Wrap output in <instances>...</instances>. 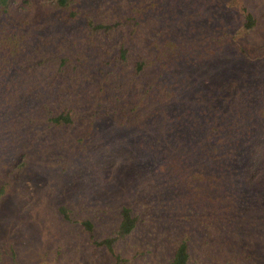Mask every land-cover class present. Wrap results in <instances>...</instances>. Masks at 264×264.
<instances>
[{
	"label": "rangeland",
	"instance_id": "rangeland-1",
	"mask_svg": "<svg viewBox=\"0 0 264 264\" xmlns=\"http://www.w3.org/2000/svg\"><path fill=\"white\" fill-rule=\"evenodd\" d=\"M52 1L29 0L34 19L43 16L35 22L41 26L39 36L29 44L30 64L43 62H34L30 69L46 88L56 75L59 57L70 59L52 109L56 114L71 108L76 121L44 131L40 120L45 110L25 98L30 93L27 86L19 88L23 100L13 99L11 110L0 113V264H170L185 236L188 264H264V138L257 139L240 167H245L238 178L240 201L228 214L207 203L202 207L177 189L176 180L166 173L168 168L162 172L147 156L135 153L133 145L143 133L139 127H120L105 116L79 147L77 139L84 136L91 120L98 79L73 67L75 52L82 57L87 49L81 28L48 29L44 13ZM245 1L257 19L251 39L264 43V0ZM214 7V15L224 25L235 26V16L224 0H214ZM146 36L141 29L132 42L130 72L120 83L122 93ZM103 37L110 46L115 34L100 35V40ZM180 72L188 75L195 90L221 103L242 81L260 78L264 60L246 62L233 47L225 46L198 65L181 67ZM117 82L114 79V85ZM73 84L78 85L77 93L69 99ZM139 88L138 82L135 97ZM61 206L71 221L59 212ZM125 206L137 223L114 243L111 254L98 242L115 235ZM85 220L91 222V230Z\"/></svg>",
	"mask_w": 264,
	"mask_h": 264
},
{
	"label": "trees",
	"instance_id": "trees-1",
	"mask_svg": "<svg viewBox=\"0 0 264 264\" xmlns=\"http://www.w3.org/2000/svg\"><path fill=\"white\" fill-rule=\"evenodd\" d=\"M224 6L235 16L234 27L214 15V0H53L44 17L48 29L81 28L87 49L82 57L75 52L73 67L98 79L91 120L84 136L77 139L79 147L94 135L102 117L110 116L120 127H139L143 133L133 145L135 153L147 156L162 172L168 168L166 173L176 180L177 189L202 207L207 203L228 214L240 201L238 178L245 171L240 167L257 139L264 138V73L256 80L242 81L218 103L195 90L188 75L180 72L181 67L198 65L225 46L233 47L246 62L264 60V43L251 39L257 19L246 1L224 0ZM42 17L34 19L29 0H0V113L11 110L13 99L16 103L23 100L19 88L27 86L30 93L25 98L45 110L40 117L45 131L73 124L76 115L71 108L56 114L52 109L70 59L59 57L56 75L46 88L30 69L34 62H43L29 61V44L39 36L41 27L35 22ZM141 29L147 34L142 55L133 60V76L122 93L120 83L130 72L131 45ZM111 33L115 38L109 46L107 38L100 40L99 36ZM71 44L74 46V39ZM114 79H118L116 85ZM77 88L72 85L69 99ZM2 193L0 188V200ZM59 212L72 220L65 207H59ZM136 223L131 208L122 207L115 235L99 245L114 254V243L131 233ZM83 224L92 229L90 221ZM189 257L185 236L170 264H188Z\"/></svg>",
	"mask_w": 264,
	"mask_h": 264
}]
</instances>
